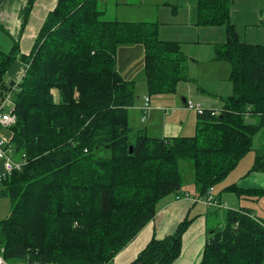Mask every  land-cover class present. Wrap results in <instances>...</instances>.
Wrapping results in <instances>:
<instances>
[{
  "label": "trees",
  "instance_id": "trees-1",
  "mask_svg": "<svg viewBox=\"0 0 264 264\" xmlns=\"http://www.w3.org/2000/svg\"><path fill=\"white\" fill-rule=\"evenodd\" d=\"M37 0H28L25 19ZM98 0H57L28 55L17 43L0 50V101L12 91L16 121L7 139L26 164L0 181L11 210L0 221V251L7 264H111L154 218L169 195L190 194L180 162L192 163L195 199L220 183L251 150L264 129V44L239 40L230 22V0H196V25L225 27L214 58L230 64L233 93L219 113L204 110L195 134L150 138L128 124L134 84L116 69V54L141 45L147 94H172L188 80L177 42L158 37L157 22L107 21ZM25 64L20 82L3 76ZM258 116V124L246 117ZM132 146V154L129 147ZM252 171H264L259 151ZM263 197L264 189L229 188ZM198 264H264V216L248 209L218 212ZM193 219L145 246L129 264H173Z\"/></svg>",
  "mask_w": 264,
  "mask_h": 264
},
{
  "label": "crops",
  "instance_id": "crops-1",
  "mask_svg": "<svg viewBox=\"0 0 264 264\" xmlns=\"http://www.w3.org/2000/svg\"><path fill=\"white\" fill-rule=\"evenodd\" d=\"M56 1L57 0H37L25 19L28 0H0V50L3 52L11 50L15 42L18 45L20 53L28 55L37 33L48 12L54 8ZM178 2L179 1H177V3ZM189 2L188 0V3ZM195 4L196 1L194 5ZM164 6L165 8H174L176 5L173 6L169 3H164ZM263 11L264 0H230V22L235 26V30L241 42L248 44H264ZM188 12L189 10L186 11V13ZM178 14L176 9L171 11L172 17H176ZM184 19L188 22L189 26H192L196 30L195 37L192 39L181 29L179 35L180 37L186 36L187 43L184 40H180V37L177 38V33L168 34L164 30L162 26L169 24L167 21H170L166 17L161 18L159 15V18L157 16L153 22L159 23L158 37L160 40L166 41L164 39H172L171 42H177L180 45L181 52L186 57L187 61V83L191 81V79H189L190 65L188 60L190 59L194 62L197 60L196 56L187 57L182 50V45L186 43L195 49H205L208 57L214 58L215 46L226 41V28L197 26V13L194 9L192 11L190 9L188 17L185 16ZM202 33L205 35V41H202ZM168 35L172 38H168ZM7 38L11 43L7 46H2L1 42ZM143 54L144 50L141 45L122 47L116 54V69L124 80L134 84V94L137 100L136 102L133 100L132 107L128 109L129 111L132 110L137 113V125L130 123L127 114L129 126L135 130L143 129L145 134L150 138L169 139L193 136L198 115L195 111L194 114L193 110L184 107V103L187 100L185 97L191 98L190 96L195 95V91L209 96H211V94L206 92L204 88L196 86L195 89H193L187 84L184 85V90L182 92L177 91L180 90L177 89L178 85L182 83L180 82L176 87V91L173 93L178 94L177 96L175 95L176 97H166L163 96V94L149 97L151 108L147 114L146 120L141 122L140 108L143 104V98L149 96L145 85ZM21 66L25 71V64ZM166 104L168 106H166ZM169 106L171 108L170 111L168 110ZM138 115H140L139 118ZM259 151H264V142H260L258 148L250 155H248L249 153L245 155L226 178L213 187L214 195L224 208L207 207L202 201L195 199L196 193H192L194 186L190 185V187H185V189L183 188L181 191L190 193V198L177 199L174 198L175 195H169L162 199L157 205L154 218L114 257L111 264L131 263L151 239L155 238L161 240L171 235L179 223L185 218H191L193 221L182 237L181 254L173 264H198L203 246L206 242L208 227L212 224V221H209L207 218L211 217L215 220L216 216L213 214V211H217L219 219H222V215L226 211L223 205L225 200L222 199V196L228 193H223L220 197L219 192L221 190H223V192H234L233 190H229L232 186L238 189H264V171H252ZM245 160L246 165L241 167ZM1 170L2 166L0 163V173ZM242 198L252 202V200L263 197H250L244 195ZM240 201L245 206L242 209L252 211V205L245 204L243 199H240ZM256 203H258V206H264V203L259 204V201Z\"/></svg>",
  "mask_w": 264,
  "mask_h": 264
},
{
  "label": "rangeland",
  "instance_id": "rangeland-1",
  "mask_svg": "<svg viewBox=\"0 0 264 264\" xmlns=\"http://www.w3.org/2000/svg\"><path fill=\"white\" fill-rule=\"evenodd\" d=\"M177 1H179L177 3ZM98 0L97 7L98 10L103 11V19L107 21H120V22H153L159 15L161 18L166 17L169 24L162 26L164 30L168 34L177 33L178 37H180L179 32L184 31L188 37L194 39L195 35V28L189 26L188 22L185 21V16L188 17V13L194 9L196 11V4L194 5L196 0ZM57 3V1H56ZM55 3V5H56ZM164 3H169L171 5H176L174 8L168 7L165 8ZM55 7V6H54ZM54 9V8H53ZM52 9V10H53ZM177 10L178 15L175 17L171 16L172 10ZM51 10V11H52ZM189 10L188 13L186 11ZM50 12V11H49ZM48 12V13H49ZM159 14V15H158ZM186 22V23H185ZM195 27V26H194ZM186 37V36H185ZM185 37H180V40H184L186 43L188 42ZM168 38H172L168 35ZM202 41H205V35L201 34ZM166 41H172V39H164ZM10 40L7 38L3 42H1L2 46H7L10 44ZM182 45V50L184 51L187 57L189 56H196V62L192 60H188L190 65L189 70V82H182L178 85L177 91H183L184 85H189V87L195 89L196 86L204 88L206 92L210 93L211 96L207 94H200L199 91H195L194 96H190L191 98L185 97L187 100H191L193 103H198L202 106L204 110H211L218 112L220 108H222V99L227 98L233 93L232 85L229 82V74H230V64L226 61H218L214 58L208 57L205 49H195L188 44ZM263 45V44H260ZM7 50L5 52H8ZM196 54V55H195ZM24 64L20 61L14 62L9 70L3 76V81L5 84H9L11 82L17 84L20 80L24 69L22 66ZM178 94H163L166 97H174ZM155 96V95H153ZM175 96V97H176ZM149 97H151L149 95ZM170 99V98H169ZM136 96L134 102H136ZM135 105V104H134ZM166 106H168L166 104ZM168 110L170 111L171 108L169 106ZM141 112V111H140ZM195 114V112L193 111ZM219 113V112H218ZM129 121L131 124L137 125V113L133 112L132 110H128L127 112ZM217 114V113H216ZM140 115H138L139 118ZM246 121L250 124H258L259 117L258 116H250L246 117ZM139 123V121H138ZM141 123V122H140ZM142 124V123H141ZM145 124V123H143ZM1 133H4L5 130L1 129ZM135 129H133V132ZM263 132V133H262ZM195 134V133H194ZM260 142H264V130L261 128L254 134L251 143V150L247 154L250 155L253 151L258 148ZM246 154V155H247ZM16 156V155H15ZM19 158V156H16ZM19 160V159H17ZM246 165V160L243 162L241 167ZM251 169V168H250ZM180 170L183 175V180L185 182V187H190L193 185V170H192V163L188 160H183L180 162ZM219 184V183H218ZM217 184V185H218ZM216 186V185H215ZM195 194V190L192 192ZM223 193H228L224 194ZM220 197L225 200L223 204L225 206V210H239L244 208L245 206L240 201L243 199V202L247 205H252V213L257 218H263L264 216V206H258L256 203L259 201V204L264 203V198H258L257 200L248 201L240 195H236V193L232 191L223 192L221 190L219 192ZM173 195V194H172ZM175 195L174 198H176ZM199 200V199H198ZM11 210V202L9 198H0V221L4 220L8 217ZM221 214V213H220ZM209 221H214V218L208 217ZM209 228V227H208ZM114 264V263H112Z\"/></svg>",
  "mask_w": 264,
  "mask_h": 264
},
{
  "label": "built area",
  "instance_id": "built-area-1",
  "mask_svg": "<svg viewBox=\"0 0 264 264\" xmlns=\"http://www.w3.org/2000/svg\"><path fill=\"white\" fill-rule=\"evenodd\" d=\"M262 20H264V11H263ZM23 75L24 73H22L21 78L23 77ZM20 80L18 81V83L20 82ZM12 91L7 92L0 101V130L1 129L5 130L4 133H1L0 131V163L2 166V170L0 173V181L10 176L12 173L20 171L26 164L25 156L23 154L22 155L20 154V156L17 155L14 146L7 139V130L12 125H14L16 121V116L14 114V102H13ZM184 107L186 109L195 111L197 115H200L204 112V109H202V106L200 104L193 103L191 100H186L184 103ZM150 108L151 107H150L149 96H145L143 98V104L140 108L141 122H144L146 120ZM218 112L212 111V114H216ZM15 155L19 156V158H16ZM176 198L188 199L190 198V196L188 194H183V195L180 194L177 195ZM199 201H202L203 204L209 208H224L221 205L220 201L217 199V197L214 195L213 187H209L206 190L205 196L202 199H199ZM0 264H7L1 257V251H0ZM25 264H57V263L34 262V263H25ZM103 264H108V263H103Z\"/></svg>",
  "mask_w": 264,
  "mask_h": 264
},
{
  "label": "water",
  "instance_id": "water-1",
  "mask_svg": "<svg viewBox=\"0 0 264 264\" xmlns=\"http://www.w3.org/2000/svg\"><path fill=\"white\" fill-rule=\"evenodd\" d=\"M129 154H132V146L129 147Z\"/></svg>",
  "mask_w": 264,
  "mask_h": 264
},
{
  "label": "bare ground",
  "instance_id": "bare-ground-1",
  "mask_svg": "<svg viewBox=\"0 0 264 264\" xmlns=\"http://www.w3.org/2000/svg\"><path fill=\"white\" fill-rule=\"evenodd\" d=\"M220 111V110H219Z\"/></svg>",
  "mask_w": 264,
  "mask_h": 264
}]
</instances>
